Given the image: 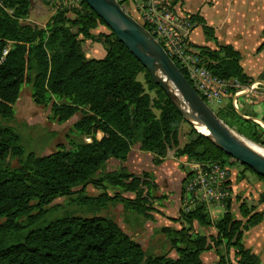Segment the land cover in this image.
<instances>
[{
  "label": "trees",
  "instance_id": "16d2710c",
  "mask_svg": "<svg viewBox=\"0 0 264 264\" xmlns=\"http://www.w3.org/2000/svg\"><path fill=\"white\" fill-rule=\"evenodd\" d=\"M126 1L118 0L122 7ZM31 5L32 0H0V117L6 122L13 118L21 86L29 84L32 100L50 105V117L58 122L79 112L72 123L73 132L91 141L70 140L69 147L59 145L41 155L26 149L13 126L0 122V264H205L201 254L209 250L217 254L218 264H260L259 255L245 246L244 232L262 221L263 212L242 200L240 217H236L230 196L215 219L210 217L207 203L196 202L189 210L180 211L179 228H159L175 256L145 254L140 243L112 218L83 216L66 209L57 213L64 206L53 201L67 196L87 212L121 202L124 211L153 219L150 198L157 188L153 175L133 173L125 165L135 143L153 154L157 164L171 149L177 157L200 163L216 162L230 168L238 162L183 119L111 30L92 32L105 23L84 0L78 6L57 5L44 26L24 21ZM192 19L202 26L208 39L215 40L212 28L201 16L193 14ZM84 39L103 44L104 56L87 57L80 48ZM6 46L8 52L2 57ZM197 47L203 65L212 74L235 79L243 87L255 81L244 72L240 53L231 44L215 40L214 48ZM263 47L264 41L258 49ZM175 64L189 81L186 71L177 61ZM257 79L264 80V70ZM237 90L230 88L225 102L212 110L239 134L264 147V128L243 117H257V113L244 108L243 97L237 98L240 114L232 102ZM259 119L264 122V114ZM182 122L189 125V137L180 146L178 127ZM11 158L17 164H11ZM110 160L118 164L107 170ZM242 167V178L246 171L253 172ZM188 175L189 171L185 184ZM254 175L264 181L263 176ZM88 184L102 191L87 194L84 188ZM125 192L133 196H124ZM259 201H264V193ZM194 223L211 227L215 233L194 230ZM221 248L232 249L234 261Z\"/></svg>",
  "mask_w": 264,
  "mask_h": 264
},
{
  "label": "rangeland",
  "instance_id": "374dc122",
  "mask_svg": "<svg viewBox=\"0 0 264 264\" xmlns=\"http://www.w3.org/2000/svg\"><path fill=\"white\" fill-rule=\"evenodd\" d=\"M207 1L209 0H187V5L192 10L201 9V11H204L207 15V7H209ZM224 1L225 0H217L215 4H222ZM260 1L262 2V14H264V0ZM54 3L55 1L50 0H48V2L45 0H32L29 14L24 21L37 26H44L48 18L54 13L57 6L53 5ZM253 3L252 0H246L241 9V11L246 13L247 20L249 19L248 15L252 11ZM256 6L259 11L261 6L259 0H257ZM123 7L136 20L139 19L133 10L131 1L127 0L124 2ZM9 11L11 12V10ZM68 15L71 16V12H69ZM92 32L95 34L101 32L108 33L110 29L105 25H98ZM202 32V26L196 27L192 35L193 40L197 42L203 40V38H201ZM80 48L87 57L98 58L105 54L103 44L89 39L82 40ZM138 79L142 80V75H139ZM253 86L256 88V85ZM243 91H246V93L250 92L248 87L243 88ZM225 100L226 99H223L222 104ZM210 107L216 110L217 105L210 104ZM79 116L80 113L77 112L69 120L58 122L56 119L50 117V105L45 106L35 103L31 97L30 85L23 84L20 89L19 97L14 104L13 118L9 120V122H6L0 117V122L9 124L15 128L21 135L27 150H32L37 154L43 155L55 151L59 145L69 147L70 140L91 141L90 137L80 136L73 132L72 123L77 120ZM178 132L179 144L182 146L188 140L189 125L185 122L180 123ZM100 136L101 133L96 135L97 138ZM248 143L251 142L248 141ZM9 160L11 164H17L16 159L11 158ZM164 160L165 163L163 164L155 163L153 154L141 150L139 144L135 143L125 161V165L133 173L140 174L143 171H147L153 175L157 184V188L152 191V197L150 198V204L152 206L150 214L153 216V219H145L142 216H138L132 210L124 211L121 202H110L105 208H102L98 212H87L84 208L79 207L69 200L67 196L58 197L53 201V204L59 203L64 206V208L59 207L57 213L66 209L83 216L100 215L112 218L123 231L140 243L145 254L168 253L171 256H175V250L170 247L166 235L160 232L159 228L161 226L180 227L178 219L180 218V211L184 208V198L186 194L183 193V186L185 184L184 178L189 171L188 163L192 160H189L186 156H175L173 149L168 151ZM117 164L118 162L116 160H110L106 165V169L111 170ZM242 168V164L240 163L233 164L230 167V182L234 183L233 187L229 186V188L231 187L229 189V196L232 200V211L236 217H240L239 204L242 200H245L248 204H254L256 206L255 210L263 212L262 221L244 232V244L254 253L258 254L261 259L260 264H264V201H259L261 194L264 193V181L258 179L251 171H246L242 178ZM84 190L85 193L91 195H95L102 191L101 189H96L91 184L86 185ZM108 192L112 193V190ZM123 195L128 197L133 196L128 192L123 193ZM224 202L225 201L206 204L212 219L217 218L222 213ZM194 230L205 234H210L211 232L215 233V230L211 227L203 228L198 226L197 223H194ZM221 252L234 261L232 249L226 250L225 248H221ZM201 258L205 264H218V256L214 250L203 252Z\"/></svg>",
  "mask_w": 264,
  "mask_h": 264
},
{
  "label": "water",
  "instance_id": "95a60500",
  "mask_svg": "<svg viewBox=\"0 0 264 264\" xmlns=\"http://www.w3.org/2000/svg\"><path fill=\"white\" fill-rule=\"evenodd\" d=\"M84 1L103 20L117 40L123 43L146 68L153 82L159 85L175 104L184 120L238 163L264 177V156L256 152L248 143V141H254L245 138L228 126L212 110L143 24L131 16L118 0ZM257 83L264 85V81H257ZM250 89L252 84L248 86V90ZM244 93L246 91L235 94L233 100ZM235 108L239 112L237 106ZM251 119L264 127L261 119L254 117ZM196 125H201L207 132L198 130Z\"/></svg>",
  "mask_w": 264,
  "mask_h": 264
},
{
  "label": "built area",
  "instance_id": "2783aa9c",
  "mask_svg": "<svg viewBox=\"0 0 264 264\" xmlns=\"http://www.w3.org/2000/svg\"><path fill=\"white\" fill-rule=\"evenodd\" d=\"M60 7L78 6L80 0H50ZM133 5L137 21L147 24L149 32L158 40L168 56L186 71L189 82L202 99L210 106L221 105L230 88L243 87L235 79L220 78L212 74L202 63L198 48L190 41V33L200 25L192 15L179 11L175 0H129ZM8 52L3 48L2 57ZM237 106L236 100H232ZM189 175L185 184L184 210H189L196 202L221 203L230 194V168L220 163H188Z\"/></svg>",
  "mask_w": 264,
  "mask_h": 264
},
{
  "label": "crops",
  "instance_id": "0c3cea01",
  "mask_svg": "<svg viewBox=\"0 0 264 264\" xmlns=\"http://www.w3.org/2000/svg\"><path fill=\"white\" fill-rule=\"evenodd\" d=\"M216 1L217 0L207 1L209 4V7H207V15L204 11H201V9H190L187 5V0H175L174 2L181 13L190 15L198 14V16H201L203 22L212 28L215 40L219 44H231L239 51L241 56L240 63L244 72L253 77L255 81L252 83L250 92L244 93L238 98L243 97L242 102L244 108L246 110L252 109L255 111L257 117L254 118L259 119L264 114V85L262 84L263 86L261 87L259 86L260 83L256 82L264 81L257 79L258 75L264 70V47L258 49L259 45L264 41V14H262V2L259 0L261 4L259 12L256 6L257 0H252L254 2L253 8L247 20L246 13L241 11L246 0H225L222 4L218 3L217 5L215 4ZM196 27H194L190 33V41L193 46L196 48H198L197 46H209L214 48L215 40L205 37L204 32H202V36L200 35L203 40H200V42L193 40L192 35ZM253 85H256V88H254ZM252 91L257 94H254ZM237 100L238 99H236V104ZM243 117L249 119L253 118L248 115H243ZM163 163H165V160L161 164ZM229 184L233 187L234 183L230 182Z\"/></svg>",
  "mask_w": 264,
  "mask_h": 264
},
{
  "label": "bare ground",
  "instance_id": "6f19581e",
  "mask_svg": "<svg viewBox=\"0 0 264 264\" xmlns=\"http://www.w3.org/2000/svg\"><path fill=\"white\" fill-rule=\"evenodd\" d=\"M197 129L206 133V129L204 127H202L201 125H196ZM251 145V147L256 151L258 152L259 154L263 155L264 156V147L261 146V145H258V144H254V143H249Z\"/></svg>",
  "mask_w": 264,
  "mask_h": 264
}]
</instances>
